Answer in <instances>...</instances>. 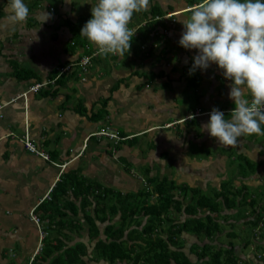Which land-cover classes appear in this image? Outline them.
Returning a JSON list of instances; mask_svg holds the SVG:
<instances>
[{"label":"crops","instance_id":"1","mask_svg":"<svg viewBox=\"0 0 264 264\" xmlns=\"http://www.w3.org/2000/svg\"><path fill=\"white\" fill-rule=\"evenodd\" d=\"M24 2L30 10L28 19L23 24L0 27V39L6 34L4 31L11 27L15 31L6 39H15V44H24L19 46L22 51L15 53L8 48L1 50L0 46V99L8 100L0 116V250L14 253L11 257L15 258L29 255L36 249L35 241L32 240L36 236V226L27 216L32 208L45 200L42 198L66 170L75 169L87 180L93 176L95 178L89 181L121 192L127 191L100 182V176L104 173L111 172L119 176L121 162L125 163L124 172L131 175L125 179L128 184L138 182L140 185L139 182H147L151 176L158 177L157 173L152 174L155 167L169 174L178 172L183 177L187 175L189 179L180 176V179L178 177L175 180L166 173L158 178L166 176L176 184L184 182L194 188L199 186L187 182L211 177L221 165L223 172H227L228 167L232 170L231 174L227 172V177L233 181L239 179L238 182L231 180L235 188L246 183L240 182L241 179L246 181L255 175L263 178L264 136H244L233 147L218 144L215 138L203 130V124L209 119V113L204 111H211L214 107L220 111L229 109L222 111L228 118L234 103L228 96L231 81L223 77L222 70L214 63L206 70L197 69L193 72L198 76L194 88L186 81L196 50L179 46L178 40L183 31L181 21L190 16L187 7L198 4L200 0H150L147 12L153 7L159 10L163 15L159 21L163 22L166 31L164 41L156 49L152 48L154 53L152 59L147 61L148 69L138 71L137 65L143 64L130 63L134 57L139 56V59L140 54H146L147 42L144 41L140 43L144 49L133 46L124 57L111 59L100 56L93 61L84 80L76 76V72L72 76H67V72L65 76L68 78L60 84L53 82L52 72L55 71L57 77L61 73L60 68L81 52L79 48L71 49L68 46L71 31L66 22L74 21L78 15H87V21L96 0H83V3L75 0ZM8 3L9 0H0V25L4 24L8 16ZM43 6V11L50 13V18L44 21V17L39 15ZM168 14L173 16L172 20ZM144 22L145 16L139 12L133 15L129 27L136 29L139 25L143 26ZM154 26L155 30L162 27ZM147 34L148 41L156 39L157 32L148 29ZM162 47L164 51L160 55ZM14 65L34 72L35 77H15L12 75ZM158 71H162V74L148 80L151 72ZM140 77L142 79L138 80ZM33 82L47 83L36 93L28 92L25 102L19 99L22 95L11 99ZM115 83L116 88L110 92L109 89ZM108 95L110 98L106 103L104 118L91 119L90 114L99 107V100ZM76 104L85 108L84 113L75 110ZM197 109L203 113L189 117ZM24 123L29 126V138L39 143V149L48 154L49 160L23 147L18 136L24 130ZM168 123L172 125L167 126ZM107 125L118 133L120 130L132 136L130 140H134L131 143H115L106 138L91 137L92 132ZM249 164L254 166L253 169L249 170ZM240 168L247 175H241ZM111 169H115L114 172ZM95 171H98L99 176L91 175ZM205 185L201 188L209 186L212 194L220 189V182ZM262 188L261 194L264 185ZM251 190L254 189L249 188V193L255 197V192ZM36 213L40 217L39 214L45 212L39 210ZM68 215L71 216L70 213ZM75 218L82 219V212L78 211ZM40 219L45 221L42 226L45 229L47 217ZM3 254L4 257L0 253L3 260H12L7 257L8 254Z\"/></svg>","mask_w":264,"mask_h":264},{"label":"trees","instance_id":"2","mask_svg":"<svg viewBox=\"0 0 264 264\" xmlns=\"http://www.w3.org/2000/svg\"><path fill=\"white\" fill-rule=\"evenodd\" d=\"M141 14L145 16L146 22L143 26H137L130 49L133 46L140 50L144 49V45L141 46L140 43L145 41L147 42L145 43L146 55H150L152 45L157 44L160 37H165L166 28L163 27V22L159 21L163 15L154 7ZM86 18L85 15H78L74 21L66 22L71 31L68 46L71 49L79 48L81 52L74 60L65 64L68 67L63 72L60 71L57 77H55V71L52 72L51 79L55 84L64 82L68 75L72 76L75 72L76 76L84 80L93 61L100 57L96 54L95 46L79 35ZM172 18L173 16L169 19L172 20ZM154 24L162 27L155 30ZM148 29L157 32L155 40L148 41ZM145 51L142 50V52ZM159 51L162 55L164 47ZM82 57H87L85 64L81 63ZM107 57L115 59L117 56ZM82 65L85 66L84 69ZM67 72L69 73L65 76ZM161 74L162 71L151 72L148 80ZM12 75L17 78L35 77L34 72L17 68L15 65ZM197 78L195 73H188L187 84L194 88ZM116 85L117 83L109 91L114 90ZM109 98L108 95L99 100V107L90 114L91 119L104 118ZM75 106L77 112L84 113L85 108L81 104ZM102 131L104 132L100 137L93 134L91 137L111 139L116 143H131L134 140L133 138L130 140L132 136L120 130V134L116 129ZM253 167L249 164V170ZM240 170L241 175H247L243 169L240 168ZM144 183L146 185L136 191L121 192L102 186L99 182L88 181L75 169L63 172L49 192L48 200H43L34 209L35 213L39 210L45 212L39 215L47 217L45 228L47 234L41 239L40 250L34 254L29 264H91V261L99 260H104L106 264H238L234 246L230 241L229 247H216L209 242L220 232L219 223L210 213L216 212L220 215L222 206L228 208L247 205L251 207L252 214V217L247 220L250 228L257 226L260 222L264 224V197L261 199L252 197L246 183L235 188L230 177L222 180L220 189L217 192L214 191L211 196L198 194L197 188L188 187L184 182L175 184L166 176L162 178L151 176ZM246 195H249V198ZM152 196H154L153 201L150 200ZM173 210L175 213L181 212L183 218L174 220V217L170 216ZM78 211L82 212V219L75 218ZM201 212L205 213L203 217L197 215ZM235 213H238V210ZM164 222H168V225H165V238L161 235ZM66 227L69 231L73 230L78 237L84 236L86 243L80 239L72 242L65 241L64 238L68 233L65 230ZM100 227L101 236H99ZM50 230L56 231V235L48 236ZM182 231L194 234L196 237L202 235L204 238H209L207 242L198 244V241H195L190 244L189 251L194 254V261H190L180 248ZM226 233L228 236H236L233 231ZM260 234L264 239V231L261 230ZM91 241H93L92 245ZM248 242L245 241L244 245ZM261 249L264 251V245H261ZM254 257L264 264V256ZM259 257L261 258L258 259Z\"/></svg>","mask_w":264,"mask_h":264},{"label":"clouds","instance_id":"3","mask_svg":"<svg viewBox=\"0 0 264 264\" xmlns=\"http://www.w3.org/2000/svg\"><path fill=\"white\" fill-rule=\"evenodd\" d=\"M149 4L150 0H96L90 9L91 17L79 35L94 45L101 57H124L130 52L137 31L129 27L133 15L147 11ZM188 7L194 8L181 21L183 31L178 44L196 50L189 74L197 69L206 70L214 63L222 70L223 77L231 81L228 96L234 103L228 118L222 111L229 109L220 111L214 107L204 111L209 113V119L203 130L218 144L233 147L244 136H264V0H200ZM43 8L39 12L44 17L42 21L50 18ZM6 11L8 16L0 27L23 24L30 15L24 0H9ZM63 70L61 67L60 71ZM34 83H42L39 90L47 82ZM200 113L203 112L197 109L189 117Z\"/></svg>","mask_w":264,"mask_h":264},{"label":"rangeland","instance_id":"4","mask_svg":"<svg viewBox=\"0 0 264 264\" xmlns=\"http://www.w3.org/2000/svg\"><path fill=\"white\" fill-rule=\"evenodd\" d=\"M93 2V0H91ZM75 2L77 3H83V0H75ZM87 16V15H85ZM15 31L14 28H11V27H8V29H6L4 32H6V34H4L2 37L3 39H0V46H1V50H5L6 48H8V50H11V52L15 53L17 52L18 50H21L22 51V48H19L24 46V44H15L16 43V40L13 39L12 41H9L6 39V37H9L8 35H12L13 32ZM3 40H7V41H3ZM164 40V37H160V40L157 42V44H153L152 45V48H157V45L160 43H162V41ZM23 42V41H22ZM24 43V42H23ZM154 51H152V53L150 55H146V54H140V58L138 59L139 56H136L134 57L132 60H131V64H134V63H137V64H140V62L143 64L142 66H139L137 65V70L138 71H143L145 69H148L149 68V64H147V61L148 60H151L152 59V55H153ZM126 62L128 61L127 59H124ZM129 63V64H130ZM119 66V64H118ZM65 67V66H64ZM62 67V70L63 68ZM128 71L129 68H127ZM142 78H138V80H141ZM137 80V79H136ZM32 85L29 84L28 86H26V89L25 90H22V91H27L29 88V86ZM44 87V86H43ZM21 91L17 92L16 94H14L13 96L15 97H19ZM36 93V92H35ZM28 92L25 93V95H22L21 97H19L20 100H22V102H25V97L27 96ZM7 99L6 100H2L0 99V116L2 114V109L4 107V105L7 103ZM197 116V115H196ZM198 118V117H197ZM24 131H26V136L29 138L31 136V133L29 131V126L28 124L24 123ZM109 125V124H108ZM107 125V126H108ZM168 125H172V124H167ZM98 129H96L95 131H98ZM94 131V132H95ZM19 133V131L17 132ZM21 134L18 136L20 137ZM34 142H37L36 140ZM195 142H197V140H195ZM38 143V142H37ZM191 145H194V143H192ZM36 148H38L37 146H40L39 143L38 145H35ZM39 149V148H38ZM212 149L210 150V152L212 153ZM196 154H191V156H194ZM212 155V154H211ZM38 156V155H37ZM198 156V155H197ZM201 156V155H199ZM38 157H41L42 159L46 160V156L43 155V154H39ZM202 157V156H201ZM215 157V156H214ZM124 162H121L119 163V167H121V170L119 171V176H115V174H112L111 172L110 173H104L102 176H100L102 179H100V182H103L106 186H113V188H119L123 191H135L137 190L139 187H143L144 185H146V183L144 182H139L140 185H138V182H133L132 184H128V182H126V178L130 177V173L128 172H124ZM62 166V165H60ZM64 167V166H63ZM116 167V166H114ZM157 169V170H156ZM159 167H155L153 170H152V174L154 173H157V176L159 177L162 173H166L168 174V176L170 178H173V179H177L179 177L180 179V176L181 178H186V180H188L189 178H187V175H184V177L182 175H180L178 172H172L169 174V172H165L166 170L164 171H161V170H158ZM115 169H111V171H113ZM156 170V171H155ZM98 171H95L93 174L91 175H94L95 176H99V174L97 173ZM109 172V171H107ZM114 172V171H113ZM227 172L229 174L232 173V170L228 167L227 168ZM227 172H223L222 171V165L220 166V169H215V171L213 172V174L211 175V177H208V178H203L202 181L200 180H197L195 179L194 182H187L188 184L190 183H194L196 186H199L197 187V193L198 194H206V195H213L212 194V191L210 190V187L208 186L207 188H201V187H206L205 183H210V184H217L219 182H221V180H225L226 177L228 176ZM218 173V174H217ZM258 174V173H257ZM86 175V174H85ZM88 176V175H86ZM90 177V176H89ZM157 177V178H158ZM95 177H91V178H88V181L89 179L90 180H93ZM264 178V176H263ZM263 178L260 176V178H258L257 175L254 176V178L251 180V179H248L246 181H244L243 179L240 180V182H246L247 185L249 186L250 189H254V190H251V191H254L255 193L254 196L255 197H258L261 199V197H264V192L261 194V189H262V185H264V180ZM232 180V179H231ZM260 180V182H259ZM239 179L237 181H233L232 182H238ZM177 182H175L176 184ZM217 186V185H216ZM239 196V195H238ZM249 195H246L247 198ZM151 201L154 200V196L151 197L150 199ZM250 209L251 207L250 206H247V205H240L239 207H224L222 206L221 208V211H220V215H217L216 212H211L210 214L212 216L215 217V220L219 223V227H220V232L217 233L215 239L212 238V240L209 238H204L202 235H200L199 237H196L194 234H191V233H188L186 231H182L180 233V240L182 241L181 243V250L184 251V253L188 256V258L190 259V261H194V254L189 251V246L191 243L195 242V241H198V244L199 243H202V242H207L209 240V242L215 244V246L217 247H229L228 246V242L230 241L233 246H234V249H235V256L237 257V263L238 264H261L260 260H256V258L254 256H264V251L261 249V245H264V239H263V236H261L260 232L261 230L264 231V224H262L261 222L255 226V227H252L250 228V225H249V222H247L248 218H251L252 217V214L250 213ZM238 210V213H235L237 212ZM36 216H38L36 213H34ZM203 214L205 213H198L197 215H202V217L204 216ZM6 215H10V214H6ZM170 216L173 218L174 217V220H180L182 219V214L181 212H177L175 213V210H173L171 213H170ZM80 217V215H79ZM28 219H31V216H27ZM45 221H42L40 218H39V225H40V228L42 230V236L40 238V235H38V231H37V228L35 227L36 229V236L35 238L32 240L35 241V247L36 249L31 251L29 253V255L27 254H24L21 256H17V257H11L12 254L14 253H10L8 251H2L0 253H2L3 257H4V254L3 253H6L8 254L7 257L9 258H12L11 261H5L3 260V257H1L0 255V264H29L30 260L32 259V257L34 256V254L38 253V251L40 250V246H41V239L47 234L46 232V229H42V226L44 227V224ZM165 225H168V222H164L162 224V228H163V232L161 233V235L165 238V234H166V228H165ZM67 230V235L66 237L64 238L65 241H68V242H72V241H75L77 239H80L81 241H84L86 243V238L84 236H77L75 234V232L73 230L69 231V229L66 227ZM227 231H233L236 236H228L227 235ZM56 235V231H52L50 230L48 232V236H54ZM101 236V227H100V235ZM245 241H249L248 244L244 245V242ZM26 244V243H25ZM24 244V245H25ZM34 244V242H33ZM93 244V241H91V245ZM90 246V244H88ZM34 247V248H35ZM0 249H2V244H0ZM28 249V248H27ZM33 252H36L32 255ZM20 252L18 251V254ZM24 253H27V252H24ZM255 258V259H254ZM261 257H259L258 259H260ZM21 259V260H19ZM24 260V262L22 261ZM18 261V263H17ZM91 264H106V262L104 260H99V261H96V262H92L91 261Z\"/></svg>","mask_w":264,"mask_h":264},{"label":"built area","instance_id":"5","mask_svg":"<svg viewBox=\"0 0 264 264\" xmlns=\"http://www.w3.org/2000/svg\"><path fill=\"white\" fill-rule=\"evenodd\" d=\"M191 7H187V9H190ZM168 15H170V14H168ZM87 62V57H82L81 58V63L82 64H85ZM68 66H65V68H63V69H66ZM85 68V66L84 65H82V69H84ZM42 85V83H34V84H32V85H30L29 86V88H28V90L27 91H31V92H36L37 90H38V88L40 87ZM27 91H23V92H21L20 93V95H25V93L27 92ZM1 104V103H0ZM103 129H99L98 131L99 132H101ZM98 131H96V132H98ZM96 132H94V133H96ZM20 138H21V140H22V142H23V144H24V146L29 150V151H35V148H34V144H33V142L26 136V131H24V133L20 136ZM44 197H48V194H45V196ZM29 216H31V220L35 223V225L36 226H38V230H39V235H40V237L42 236V230L40 229V227H39V218H38V216H36L34 213H33V211H32V209L30 210V212H29Z\"/></svg>","mask_w":264,"mask_h":264},{"label":"bare ground","instance_id":"6","mask_svg":"<svg viewBox=\"0 0 264 264\" xmlns=\"http://www.w3.org/2000/svg\"><path fill=\"white\" fill-rule=\"evenodd\" d=\"M17 97H15V98H11L12 100H14V99H16ZM104 131H101V132H99V133H94L93 135H95V136H97V137H100L101 136V133H103ZM32 142H33V144H34V148H35V151H29L25 146H24V144H23V142H22V140H21V138H19V140L21 141V143H22V145H23V147L26 149V150H28L29 152H31V153H35V154H37V155H39V154H43V155H45L47 158V160H49V156H48V154L47 153H45L43 150H41V149H38V148H40L39 146H37L38 148H36V146L35 145H38V143L37 142H34L35 140L34 139H31V138H29Z\"/></svg>","mask_w":264,"mask_h":264}]
</instances>
